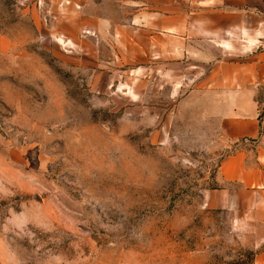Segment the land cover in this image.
<instances>
[{
  "label": "rangeland",
  "instance_id": "374dc122",
  "mask_svg": "<svg viewBox=\"0 0 264 264\" xmlns=\"http://www.w3.org/2000/svg\"><path fill=\"white\" fill-rule=\"evenodd\" d=\"M136 1L0 0V264L254 261L250 224L205 193L264 145V86L259 138L228 142L196 96L207 72L82 63L89 35L103 59L144 49L115 35Z\"/></svg>",
  "mask_w": 264,
  "mask_h": 264
},
{
  "label": "crops",
  "instance_id": "0c3cea01",
  "mask_svg": "<svg viewBox=\"0 0 264 264\" xmlns=\"http://www.w3.org/2000/svg\"><path fill=\"white\" fill-rule=\"evenodd\" d=\"M135 5L131 21L139 25L131 26L135 30L130 34L115 35L130 48L132 41L141 38L144 49L103 59L99 40L89 35L82 40L87 45L82 63L102 70L109 67L102 66L103 62L109 65L118 60L135 70L149 69L157 58L166 64V71L177 67L207 72L200 74L196 96L206 104H218V109L207 107L205 116L218 117L228 142L259 138L255 95L257 87L264 86V0H137ZM255 44L257 48L251 50ZM261 143L263 139L253 152L240 147L223 157L213 178L217 186L205 193L212 207L232 209L240 223L250 224L254 245L260 247L252 264H264Z\"/></svg>",
  "mask_w": 264,
  "mask_h": 264
}]
</instances>
